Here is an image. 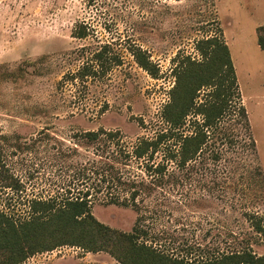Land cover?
Here are the masks:
<instances>
[{
  "label": "rangeland",
  "instance_id": "1",
  "mask_svg": "<svg viewBox=\"0 0 264 264\" xmlns=\"http://www.w3.org/2000/svg\"><path fill=\"white\" fill-rule=\"evenodd\" d=\"M78 23L87 25V37L72 36ZM258 34L264 36V0H0V209L23 219L31 199L74 195L102 184L103 171L118 169L145 181L138 185V208L107 203L109 192L127 195L110 181L91 206L99 221L130 231L140 219L148 238L176 256L201 259L247 248L264 255V239L246 219L264 218V49ZM211 36L229 47L238 87L219 129L194 160L182 168L169 162L160 177L148 176L134 159L124 165L119 149L131 150L165 127L160 112L174 83L172 59L200 60L196 41ZM105 43L120 64L71 80ZM135 45L158 65V78L136 64ZM192 119L185 120L186 134ZM101 128L118 136L82 135ZM12 179L19 189L3 186ZM55 249L19 264H121L103 251Z\"/></svg>",
  "mask_w": 264,
  "mask_h": 264
},
{
  "label": "trees",
  "instance_id": "2",
  "mask_svg": "<svg viewBox=\"0 0 264 264\" xmlns=\"http://www.w3.org/2000/svg\"><path fill=\"white\" fill-rule=\"evenodd\" d=\"M93 0H88L92 2ZM73 37L85 38L89 29L85 23H78L71 31ZM260 48L264 49V36L257 35ZM110 45L105 43L97 49L92 57L93 64H86L78 69L71 80L84 79L97 73H105L112 65H118L121 59L108 52ZM196 50L201 59L188 55L176 56L172 69L174 83L168 90L169 99L163 105L160 116L165 127L153 137H143L136 141L131 150L119 149L125 161L131 159L141 165L145 173L152 177L164 174L166 165L173 162L177 167L194 160L210 137L219 129V124L227 108L238 94L237 80L229 47L217 36L196 41ZM136 64L151 77L158 78L159 67L152 62L149 53L135 45L130 48ZM203 91V97L199 93ZM241 114L245 113L239 105ZM193 118L189 134L184 131L187 117ZM82 135L88 140L105 136L112 140L118 136L117 131L104 129L84 131ZM161 155L160 160L155 156ZM100 173L99 182L77 189L76 193L64 197L51 196L47 199L33 198L29 201V215L23 219H14L0 209V264H19L28 256L53 250L59 246H76L85 252L108 253L121 264H264V255H257L250 249L222 252L217 256L192 259L176 256L158 248L148 238L146 230L136 222L130 231H123L99 221L91 212L94 196L102 188L123 186L127 195L108 193L107 203L131 205L138 208L140 195L139 184L143 179L124 174L116 169L105 175ZM112 182L109 185V182ZM4 187L19 189L17 180L5 183ZM246 219L253 230L264 239V218L247 214Z\"/></svg>",
  "mask_w": 264,
  "mask_h": 264
},
{
  "label": "built area",
  "instance_id": "3",
  "mask_svg": "<svg viewBox=\"0 0 264 264\" xmlns=\"http://www.w3.org/2000/svg\"><path fill=\"white\" fill-rule=\"evenodd\" d=\"M71 247H75L76 249H80L79 247H76V246H71ZM54 251H56V249L50 250V253H51V252H54ZM58 251H59V250H58Z\"/></svg>",
  "mask_w": 264,
  "mask_h": 264
}]
</instances>
